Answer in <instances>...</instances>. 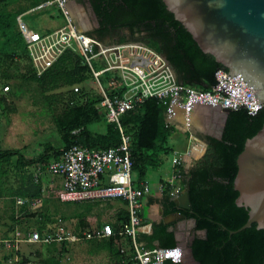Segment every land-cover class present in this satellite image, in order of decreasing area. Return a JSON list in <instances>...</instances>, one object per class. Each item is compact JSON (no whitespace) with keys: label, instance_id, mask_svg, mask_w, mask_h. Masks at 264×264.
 Masks as SVG:
<instances>
[{"label":"trees","instance_id":"16d2710c","mask_svg":"<svg viewBox=\"0 0 264 264\" xmlns=\"http://www.w3.org/2000/svg\"><path fill=\"white\" fill-rule=\"evenodd\" d=\"M47 1L0 0V81L5 84L2 93L6 87L8 96L13 98L22 91L24 85L33 84L43 103L48 108L53 106L54 123L62 141L61 149L46 145L43 153L31 162L25 161L19 151L0 150V197H10L11 229L15 224L27 226L23 221L29 219L36 221L34 226L38 231L48 224H52L50 226L54 230L58 228V223L52 220L51 215L40 209L31 212L22 208L20 212L23 214L19 218L15 217L13 202L16 197L32 201L42 199V207L47 204L43 198L40 178L27 171L30 166L36 165L38 172L44 173L50 163L59 161L63 153L74 145L99 150L115 147L120 142L115 125L107 123L98 108L101 98L84 87L90 74L87 67L82 65L79 55L67 52L41 76L35 74L24 39L18 31L17 17ZM79 2L90 4L98 22V29L88 32L89 36L104 45L144 44L165 58L174 70L176 81L184 87L210 91L215 85V72L219 69L228 72L211 55L201 51L162 0ZM59 16L62 18L60 12ZM104 78L106 80L108 76L102 78L103 83H106ZM74 86L79 87L77 93L72 89ZM8 107L7 97L1 95V114H6ZM164 109L162 103L150 99L120 119L125 131L132 136L133 185L138 186L144 182L147 173L161 165L160 154L172 153L168 140L176 128L165 126ZM101 122L104 124L102 132H94L89 128ZM263 123L264 109L254 116L249 115L245 109L229 112L221 139L207 137L205 154L186 174L184 184L188 187L190 213H183L188 219L195 220V232H206L204 239L195 235L190 246L199 264H264V230L257 229L256 224H253L239 231L249 216L246 208L236 205L239 194L233 188L238 171L237 157L243 151L245 141L255 136ZM186 136L188 138V134ZM15 157L17 159L13 163ZM13 170L17 185L15 188L4 189L3 185ZM164 194L167 207L164 213L175 212L168 190ZM98 204H76L82 208V212L74 215L79 219L74 233L81 234L89 228L86 218L91 214L93 206ZM123 206L115 221L110 223L115 234L128 220L125 203ZM66 218L62 217L63 220ZM116 238L112 237L104 241V244L115 255L124 258V263L129 264L125 254L120 253L121 247L129 248L128 239L125 245L114 247ZM144 241L148 249L154 248V242L158 247L176 245L173 233L163 225L154 226L153 233ZM42 262L58 264L52 259H44Z\"/></svg>","mask_w":264,"mask_h":264},{"label":"built area","instance_id":"2783aa9c","mask_svg":"<svg viewBox=\"0 0 264 264\" xmlns=\"http://www.w3.org/2000/svg\"><path fill=\"white\" fill-rule=\"evenodd\" d=\"M71 0H48L37 9L55 6L62 16L60 28L50 32L37 33L30 30L17 17L18 31L24 39L27 55L37 76L51 68L65 53L71 52L81 57L86 66L96 94L99 95L98 108L103 111L106 122L114 124L119 132L120 142L108 149H89L74 145L63 153L59 161L47 167V173L61 179L57 198L64 204L87 202L125 203L128 220L115 234L110 224L83 231L81 234L66 233L63 229L55 232H34L21 236L15 232L10 239L0 240V249L11 254L8 262L17 264L16 253L25 244L50 245L52 243H77L116 238L115 242L128 239V247H121L129 264H183L184 252L180 246L155 247L148 249L139 241V233L146 227L142 224V203L150 194L147 182L133 185L131 142L132 136L121 125L120 119L150 99L164 106V124L167 128L179 125L193 138L192 113L197 108L237 111L245 109L251 116L263 109L255 91L240 75H230L224 70L215 72V85L210 91H199L180 85L175 74L163 56L142 43L104 45L87 32L80 31L75 24ZM132 60L136 61L132 63ZM108 78L103 83V77ZM108 87V89H107ZM78 92L79 87H72ZM3 91H8L4 88ZM179 118V120H178ZM171 177L160 185V191L168 190L171 200L182 194L184 168L182 158L173 153ZM16 208L27 206L37 208L41 201L14 198ZM131 249V250H129ZM14 256V257H13ZM34 264V263H25ZM121 264H126L122 262Z\"/></svg>","mask_w":264,"mask_h":264},{"label":"rangeland","instance_id":"374dc122","mask_svg":"<svg viewBox=\"0 0 264 264\" xmlns=\"http://www.w3.org/2000/svg\"><path fill=\"white\" fill-rule=\"evenodd\" d=\"M71 6L73 18L76 22L77 28L80 31L87 33L90 32L96 24L87 3H80L79 0H72ZM46 10L49 17L47 15L45 16V14L25 13L22 15V21L30 30H34L37 33H44L46 29L52 30L62 26L63 21L59 16L58 9L55 6H51L44 9V11ZM22 64L23 62L20 65ZM4 85L5 84L0 81V96L4 95L7 97L9 107L6 114H1L0 110V150L19 151L20 156L23 157L25 161L31 162L43 153L46 145H50L54 149H61L62 141L54 123L53 116L55 112L53 106L48 108L43 103L40 96L36 94L35 86L33 84L24 85L22 91L13 98L8 96V91L2 93V87ZM84 87L92 94L97 93L95 86L90 79L88 80V83L84 84ZM200 110L201 109L197 110V113L194 116V127L192 130V132H195L197 136H199L198 139L203 138L202 133L204 132L202 115L199 113ZM101 113L104 116L103 111H101ZM89 128L94 132H102L104 124L101 122L99 124L91 125ZM186 139L187 136L184 133L179 131L173 133L168 140V145L172 152H184L187 147ZM160 155L161 165L157 169L150 170L145 177V181L150 186L154 185L160 177L164 178V175L168 172V167L170 166L171 159L173 157L172 153ZM16 159V157L13 159V163L16 162ZM27 171L32 173L34 176H39L42 187L44 182H48L49 185L55 182L51 179V176L47 173V171L44 173L38 172V167L36 165L30 166ZM16 185L15 171L13 170L9 174L3 186L5 187L4 189H7L15 188ZM43 195L44 199L47 200V204L46 206H41L39 209L42 212L50 214L52 220L57 223L59 222V224L66 230V233L73 232L79 221V219L74 217V215H76V213H81L82 208L76 204H58L57 192L50 190L48 187L45 188ZM10 201L9 195L0 197V233L4 230L3 222H10ZM108 205L109 203L106 204L102 202L93 210L92 215H88L86 219L91 228L108 221V217L110 218V216L107 215L111 210ZM112 205L113 208L116 209L119 203L113 201ZM99 213H101V215ZM62 217L68 218H66L67 220H63ZM23 222L29 226L30 232H32L35 228L34 225L36 224V221L34 219H29V221L24 220ZM50 225L49 227L51 228ZM62 243H54L47 247L23 245L22 249L25 251L31 249L29 253L32 252L33 248L40 249V252L37 251L35 254V259L40 262L44 259H52L60 264L113 263L114 253L108 248H105L101 243L81 241L78 243H70L69 247H67L68 243ZM59 249H62L63 251L59 252ZM66 250L68 251L67 254L62 256L59 262L61 254H64ZM41 252L44 253V256L41 254L42 257L40 256Z\"/></svg>","mask_w":264,"mask_h":264},{"label":"water","instance_id":"95a60500","mask_svg":"<svg viewBox=\"0 0 264 264\" xmlns=\"http://www.w3.org/2000/svg\"><path fill=\"white\" fill-rule=\"evenodd\" d=\"M205 54L227 69L230 75H240L255 91L264 108V0H162ZM90 8V4H87ZM95 24V14L90 8ZM76 24V22H75ZM136 61L132 60V63ZM174 73L172 66L169 64ZM208 109V108H206ZM212 110V109H208ZM223 123L214 137L220 140L229 111H224ZM205 148L208 142L204 140ZM237 175L233 188L238 192V207L248 210V220L239 231L256 224L264 230V123L255 136L245 141L237 157ZM176 213L172 216L188 221L195 228L190 213L188 187L177 199L172 200ZM204 239L206 232H195ZM190 237L185 247L190 260L195 261ZM184 252V249H183ZM185 255V253H184Z\"/></svg>","mask_w":264,"mask_h":264},{"label":"crops","instance_id":"0c3cea01","mask_svg":"<svg viewBox=\"0 0 264 264\" xmlns=\"http://www.w3.org/2000/svg\"><path fill=\"white\" fill-rule=\"evenodd\" d=\"M71 4H72V0H71L70 5H69L70 7H72ZM44 9H46V8H41V9H37L36 8V9L30 10L29 12H26V14L27 13H29V14L30 13L31 14L32 13L33 14L34 13H39V14H45V16H46L48 13H47V10L44 11ZM47 16L49 17V15H47ZM60 27L54 28L52 30L51 29H46L45 32L54 31V30H57ZM199 109H203V108H199ZM199 109L198 108L195 109L194 112L192 113V117H191L192 130H193V127H194V116L197 113V110H199ZM200 111H199V113H200ZM178 120H179V118H178ZM177 123H178L179 127L176 128V131H179V132L184 133V134L187 135L188 132H186L184 130V128H182L181 122L177 121ZM194 133L195 132H193V134ZM186 140H187V147L185 148L184 152H178L177 153L182 158V165H183V168H184L183 181L181 182V184H179L180 186H182V191L183 192H184V189L186 187L185 184H184V181L186 179V174H187L188 170H190L203 157V155L205 154V151H206V148H205V145L203 143V140H201V139L199 140L198 138L195 137V135H193V138H190V136H188V138ZM173 153H175V151H173L172 154ZM172 172H173V167H172V164L170 163V166L168 167V172L164 175V178L160 177L158 179V181L154 185H151V186L149 185L150 189H151L150 190V194H148V195H146L144 197L143 203H142V211H141L142 224L146 228L142 229L140 231L138 239H139L140 242H142L146 246V242L144 241V238L150 236L153 233L154 226H156V225L167 226L168 227V231L173 233L174 241L176 243L175 246H180L182 248V250L184 249L185 255H184V263L183 264H194L190 260V258L188 256V253L185 250V247L188 244V242L190 240V237L193 234L198 235V236H200V235L195 233V232H191L190 234H189V232H186V228L188 226L192 227V225L186 220H182V219H179L178 217L172 216L174 213H176V209H175V212L167 213V214L164 213L167 210V207H166V204H165L166 196L164 194V191L163 192L160 191V185L162 183H165L171 177ZM51 179H53L55 181L53 184L49 185L48 182H44L43 183V194H44V191H45L46 187L50 188V190H54L58 194V191L61 188V179L54 178V177H51ZM144 182H146V181H144ZM39 200L41 201V203L34 210L30 209L27 206L16 208L15 201H14L13 204H14V209H15V217L19 218L23 214V212H20V210L22 208H26L28 211H31V212H34L35 210L39 209L42 206V203H43L42 199H39ZM57 200H58V198H57ZM58 202L61 204V202L59 200H58ZM115 202L119 203V205L116 207V209L113 208V205H112L113 201H111V203L110 202H104L106 204L109 203L108 206H109V209H111V210H110V213L107 216H110V218L108 217V221H105V222H103L100 225L103 226L105 224H110V223H113L115 221L118 211L120 210V208L124 207L122 202H120V201H115ZM93 203H99V204L93 206V209L91 211V215H92L93 214V210L96 207H98L101 204V202H87V203H81L80 205L93 204ZM110 204H111V206H110ZM70 205H72V204H70ZM125 209L127 210L126 206H125ZM99 214L101 215V213H99ZM58 224H59V222H58ZM11 225H13L11 220H10L9 223H4L3 222L4 230L2 231V233H0V235H1L0 236V240H2V239H10L11 237L14 236L15 232H18L21 236H27V235H29L31 233H34V232H38V233L41 234V233L55 232L58 229H63L64 230L63 226L60 225V224L58 225V228L56 230L50 228L49 227L50 224H48L47 227H45L41 231H38L36 229V227H35L32 232H30V228H29L28 225L25 226V227H21V225L15 224L12 227V229H11ZM100 225H98L96 227H92V228L89 225V228L84 230V231L92 230L94 228H99V227H101ZM74 234H77V233H74ZM107 240H109V239L92 240V241H89V242H98V243H101L105 248H109V247H107L104 244V241H107ZM115 240L113 242V246L114 247H118V245H120V244L121 245H125V242H126L125 240H122L119 243L115 242ZM65 243H68V242H65ZM52 244H54V243H52ZM23 245H27V246L37 245V246H40V247H43V246L47 247L49 245L25 244V243H23V244H21L19 246V251L16 253V255L18 257V261H19L17 264H25L27 262L28 263H34V264H43L42 262L37 261L35 259V257H36L35 254H36L37 251L40 252L39 251L40 249L33 248L32 252L29 253V251H31V249H28L27 251H25V250L22 249ZM69 246H70V243H68L67 247H69ZM155 247H158L156 242H154V248ZM109 250L112 251V249H109ZM62 251H63L62 249H59V252H62ZM67 252L68 251L66 250L64 254H61V257L59 258V262H60V259L62 258V256L66 255ZM41 254L44 256V253H42V252L40 253V256L42 257ZM10 255L11 254H7L3 249H0V264H11V263L8 262V258H9ZM120 259H123L122 262H124V258H121L119 255H115L114 254V258H113V263L112 264H120V262H119ZM58 264H60V263H58Z\"/></svg>","mask_w":264,"mask_h":264},{"label":"flooded vegetation","instance_id":"af4514ba","mask_svg":"<svg viewBox=\"0 0 264 264\" xmlns=\"http://www.w3.org/2000/svg\"><path fill=\"white\" fill-rule=\"evenodd\" d=\"M94 29H98V25H95L91 29V31H93ZM200 114L202 115V124L204 126V132L202 133L203 138H199V139L206 140L207 137L214 138L218 134V131L220 127L222 126L223 113L219 110H208L206 108H203L201 109ZM198 137L199 136H197V138ZM186 232H189L190 234L191 232H195V231H194V228L188 226L186 228Z\"/></svg>","mask_w":264,"mask_h":264}]
</instances>
